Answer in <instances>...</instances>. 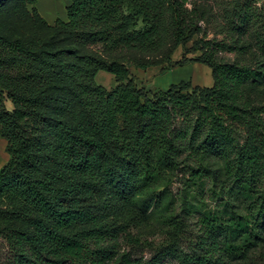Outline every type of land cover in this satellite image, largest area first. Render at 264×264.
<instances>
[{
    "label": "trees",
    "instance_id": "1",
    "mask_svg": "<svg viewBox=\"0 0 264 264\" xmlns=\"http://www.w3.org/2000/svg\"><path fill=\"white\" fill-rule=\"evenodd\" d=\"M188 5L69 0L66 22L40 21L71 45L0 36V136L10 156L0 170V248L8 254L0 264H140L121 244L142 246L167 197L160 185L168 172L190 161L199 179L211 157L231 173L243 210L205 217L189 252L183 223H170L169 242L152 262L230 264L264 242V106L243 92L264 81V67L225 63L217 56L222 48L200 41L202 55L188 62L211 69V88L190 95L181 82L151 94L131 73L172 67L199 29ZM100 72L118 85L97 84ZM189 109L194 125L178 129L177 115Z\"/></svg>",
    "mask_w": 264,
    "mask_h": 264
},
{
    "label": "rangeland",
    "instance_id": "2",
    "mask_svg": "<svg viewBox=\"0 0 264 264\" xmlns=\"http://www.w3.org/2000/svg\"><path fill=\"white\" fill-rule=\"evenodd\" d=\"M68 5L69 0H37L36 5L24 7L18 0H8L0 8V36L10 40L54 38L59 47L71 45L72 42L65 36H58L54 31L42 27L40 21L42 18L50 27L55 26L58 21L66 22ZM188 8L197 15L198 32L185 47H180L175 52L174 64L169 70H164L165 66L147 71L131 68L139 89L144 88L153 94L159 90H167L171 85L186 82L192 88L188 92L191 95L195 89L213 87L211 69L206 65L188 62L202 55L197 46L200 41L222 48L217 56L225 63L254 69L264 67V0H189ZM82 50L85 52V49ZM184 59L187 61L182 66L176 65ZM96 82L110 91L118 85L116 79L105 72L97 75ZM243 92L245 100H251L255 106H264V81L245 85ZM6 105L9 110L13 109L10 101ZM196 117L197 113L193 109L179 113L177 128H191ZM239 139L241 143L245 140L242 131ZM188 154L183 153L181 157L185 158ZM206 163L208 168L201 172L199 179L192 176L190 161L181 164L177 170L168 172L167 179L160 185V191L164 190L167 197L161 208L155 209L149 229L141 238L142 246L133 249L122 242V252L129 253L132 260H137L140 264H154L152 261L158 249L169 242L168 232L173 228L170 226L172 222L183 223V250L189 252L188 242L203 235L202 222L205 217H225L230 211L243 210L246 200L239 191L233 190L234 180L231 179V173L225 170L224 163L218 157H211ZM7 257V249L3 246L0 248V259L4 261ZM161 264L178 262L169 257ZM230 264H264V242L252 249L248 258L238 259Z\"/></svg>",
    "mask_w": 264,
    "mask_h": 264
},
{
    "label": "crops",
    "instance_id": "3",
    "mask_svg": "<svg viewBox=\"0 0 264 264\" xmlns=\"http://www.w3.org/2000/svg\"><path fill=\"white\" fill-rule=\"evenodd\" d=\"M10 161L7 152V142L0 136V170Z\"/></svg>",
    "mask_w": 264,
    "mask_h": 264
}]
</instances>
